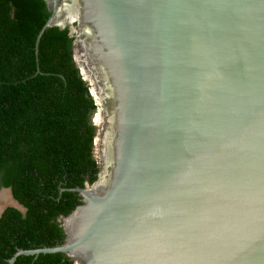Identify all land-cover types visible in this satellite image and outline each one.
<instances>
[{
    "label": "water",
    "instance_id": "1",
    "mask_svg": "<svg viewBox=\"0 0 264 264\" xmlns=\"http://www.w3.org/2000/svg\"><path fill=\"white\" fill-rule=\"evenodd\" d=\"M45 2L36 52L70 29L102 167L65 243L9 264H264V0Z\"/></svg>",
    "mask_w": 264,
    "mask_h": 264
},
{
    "label": "trees",
    "instance_id": "2",
    "mask_svg": "<svg viewBox=\"0 0 264 264\" xmlns=\"http://www.w3.org/2000/svg\"><path fill=\"white\" fill-rule=\"evenodd\" d=\"M45 0H0V191L22 212L0 217V264L20 251L65 243L60 222L82 205L77 188L98 180V106L74 54L70 29L45 31ZM14 264H75L63 254L19 256Z\"/></svg>",
    "mask_w": 264,
    "mask_h": 264
},
{
    "label": "bare ground",
    "instance_id": "3",
    "mask_svg": "<svg viewBox=\"0 0 264 264\" xmlns=\"http://www.w3.org/2000/svg\"><path fill=\"white\" fill-rule=\"evenodd\" d=\"M92 91H93V94L95 95V97H96V99H97V101H98V104H101L100 99H99V97H98V94L96 93V90L93 88ZM96 123H97V124H100V123H101V118H100L99 115H98V117L96 118ZM99 145H100V140L97 139V150H98ZM9 197H10V196L6 195V193H4V192H3L2 194H0V200H2V201H7V200H9Z\"/></svg>",
    "mask_w": 264,
    "mask_h": 264
},
{
    "label": "rangeland",
    "instance_id": "4",
    "mask_svg": "<svg viewBox=\"0 0 264 264\" xmlns=\"http://www.w3.org/2000/svg\"><path fill=\"white\" fill-rule=\"evenodd\" d=\"M99 150V149H98ZM96 160L98 161V164H99V166H100V169H101V167H102V162H101V160L98 158V157H96ZM0 194H2V192L0 191ZM6 195H8V196H10L9 195V193H7L6 192ZM13 199V198H12ZM12 199H11V197H9V200H7V201H2V200H0V207L1 208H7V207H11V205H12Z\"/></svg>",
    "mask_w": 264,
    "mask_h": 264
}]
</instances>
